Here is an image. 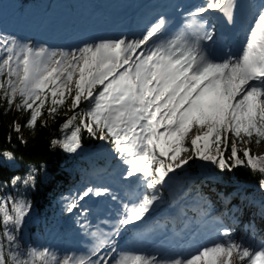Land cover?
<instances>
[{
    "label": "snow or ice",
    "instance_id": "1",
    "mask_svg": "<svg viewBox=\"0 0 264 264\" xmlns=\"http://www.w3.org/2000/svg\"><path fill=\"white\" fill-rule=\"evenodd\" d=\"M235 6L236 0H206L174 34L159 17L139 38L101 40L72 51L0 36V107L28 114L12 130H34L45 109L50 119L63 110V135L51 141L53 147L75 155L82 134L102 141L124 166L123 178L146 189L123 205L108 232L92 230L88 209L78 201L111 195L109 190L88 187L79 193L65 211L79 209V227L94 243L87 254L63 256L22 246L17 234L32 205L23 197H0V264H264V245L235 239L231 228L218 229V239L195 254L171 259L120 251L114 239L145 220L174 174L194 161L222 173L245 168L259 175L264 192V155H253L250 147L264 142V8L251 22L239 56H210L203 42L215 43L214 31L197 19L214 12L231 24ZM14 160L12 152L0 153V170ZM35 171L0 181V188H34Z\"/></svg>",
    "mask_w": 264,
    "mask_h": 264
},
{
    "label": "rangeland",
    "instance_id": "2",
    "mask_svg": "<svg viewBox=\"0 0 264 264\" xmlns=\"http://www.w3.org/2000/svg\"><path fill=\"white\" fill-rule=\"evenodd\" d=\"M145 1L141 0V3ZM67 3L68 7L52 10L28 8L21 11L12 7L9 0H0V36H14L34 47L47 46L50 50L72 51L85 44L96 43V40L87 39L86 35L99 37L101 30L108 25L109 28L118 26L123 30L126 20L121 22L119 19L123 13L128 12L130 8H134L136 12L140 10L137 0H68ZM262 8L264 1L257 3L256 14ZM109 9L112 14L107 13ZM252 21L253 19L250 25ZM109 39H113L110 32L97 42ZM68 132L70 133L71 129ZM189 135L191 137L192 133ZM253 151L256 155L264 154V144L255 145ZM96 154H100L107 162L115 156L111 147L102 141ZM195 164L198 176L195 178L173 176L163 190L161 205L145 220L125 229L127 232L123 233L124 229H121L120 234L114 238L115 243L125 239L131 243L125 247L129 252L146 254L145 250H140L135 244L140 241L143 249L147 250L152 246V255L160 259H171L189 257L200 247L218 239L217 230L226 227L215 211L212 213L211 208H208L211 204H206L194 194L184 193L189 181H195L199 177L215 179L211 170L212 165L200 161H195ZM100 170L101 167L85 172L77 181L56 193L51 203L46 206L47 218L41 223L39 230L40 233L44 232L43 236L34 228L38 216L31 210L21 231L17 234L22 246L48 248L60 256L67 253L87 254L94 240L86 236L79 227V209L70 215L65 211L66 204L76 199L78 194L88 187L108 189L111 195L92 196L85 201H78L88 209L92 230H96V226H99L102 231L108 232L123 214V205L134 203L144 192L142 183L137 181L130 183L131 181L123 178L124 166L121 163L103 176L98 175ZM70 171L74 177L83 173L79 166L71 167ZM24 189L23 186L12 188L11 196L23 197ZM112 195L117 199L113 200ZM205 206L208 208V213L202 215ZM255 208L259 215L248 214L247 220L243 222L250 230L249 238L245 240L238 236L234 238L242 239L252 247H259L264 245V205H256ZM186 216L188 219L185 221ZM130 233L132 234L129 235ZM64 234H68V238H65Z\"/></svg>",
    "mask_w": 264,
    "mask_h": 264
},
{
    "label": "trees",
    "instance_id": "3",
    "mask_svg": "<svg viewBox=\"0 0 264 264\" xmlns=\"http://www.w3.org/2000/svg\"><path fill=\"white\" fill-rule=\"evenodd\" d=\"M9 1L12 7L21 11L28 8L52 10L69 6L68 0ZM5 109L6 105L0 107V153L10 151L14 154L15 160L8 162L0 170V181H7L14 175L23 177L31 170H36L35 187L25 188L23 198L31 203V210L38 216L34 228L40 233L41 223L47 218L46 206L49 202L51 203L58 191L77 181L87 171L101 167L102 170L98 175L103 176L111 169L119 166L120 161L114 156L107 162L100 154L97 155L100 141L86 134H82V148L75 155H65L58 147H53L51 141L62 137L60 127L66 119L63 110H60L54 119H50L45 109L44 115L37 121L34 130L22 127L21 132L17 134L12 130L13 123H19L23 126L28 119V114L18 113L15 107L8 112ZM68 115L70 116L72 113L69 112ZM45 123H47V127H42L41 125ZM255 145V142L250 145L253 155H256L253 151ZM74 166H79L83 170L81 176L76 175L74 177L71 173L70 169ZM211 170L215 179L199 177L195 181H189L184 193L194 194L206 204L210 203L211 206L208 208H211L212 213L215 211L226 228L234 230V237L249 238L250 230L244 226L243 222L247 220L248 214L259 215L255 208L256 205H264V192H261L258 186L259 175H253L245 168H237L233 172L222 173L212 166ZM198 175L194 161L190 167L174 174V177L195 178ZM144 191H146L145 188ZM11 194L12 188L10 186L0 188V197L11 196ZM208 208L207 206L203 208L202 215L208 213ZM40 235L43 236L44 232Z\"/></svg>",
    "mask_w": 264,
    "mask_h": 264
},
{
    "label": "bare ground",
    "instance_id": "4",
    "mask_svg": "<svg viewBox=\"0 0 264 264\" xmlns=\"http://www.w3.org/2000/svg\"><path fill=\"white\" fill-rule=\"evenodd\" d=\"M138 2H139V6H138V8L140 7L141 9L139 10V16H140V14H142V13H144V11H141L143 8H145L147 5H149L150 3H141V0H137ZM187 2H191V1H189V0H186ZM194 1V0H193ZM259 1L260 0H257L256 2H258L259 3ZM264 0H261V2H263ZM205 4V2L203 1V0H199L195 5H194V9H198L199 7H201V6H203ZM151 7L152 6H150V9H151ZM133 10H135L134 8H130L129 10H128V12H126V13H123V16L121 17V18H124V21L125 20H127V19H129V18H132V17H134V13H136V12H132L131 13V11H133ZM107 13H109V14H112L113 12L111 11V9H109L108 10V12ZM131 13V14H130ZM128 14H130V15H128ZM121 18H119V19H121ZM197 18H199V17H197ZM108 27H110L109 25L108 26H106V28H108ZM116 27H118V26H116ZM105 28V29H106ZM119 29H120V27H118ZM125 28H126V24H125ZM124 28V29H125ZM121 30V29H120ZM86 38L87 39H89L90 37L88 36L87 37V35H86ZM110 230H114L113 229V226H112V228L110 229ZM258 230V229H257ZM123 233H125V232H127L125 229L122 231ZM257 232V231H256ZM132 233H130L129 235H131ZM67 235L68 234H64V237L65 238H68L67 237ZM121 245V244H120ZM139 246H142V245H140L139 244ZM152 248V247H151ZM151 248H149V249H151ZM148 255H152V252L151 251H149V254Z\"/></svg>",
    "mask_w": 264,
    "mask_h": 264
},
{
    "label": "water",
    "instance_id": "5",
    "mask_svg": "<svg viewBox=\"0 0 264 264\" xmlns=\"http://www.w3.org/2000/svg\"><path fill=\"white\" fill-rule=\"evenodd\" d=\"M131 182H134V181H131Z\"/></svg>",
    "mask_w": 264,
    "mask_h": 264
}]
</instances>
